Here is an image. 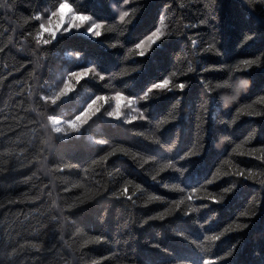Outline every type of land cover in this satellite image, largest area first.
Returning <instances> with one entry per match:
<instances>
[{
    "label": "trees",
    "instance_id": "obj_1",
    "mask_svg": "<svg viewBox=\"0 0 264 264\" xmlns=\"http://www.w3.org/2000/svg\"><path fill=\"white\" fill-rule=\"evenodd\" d=\"M60 2L0 0V264H191L196 257L264 264V0H66L77 16L91 17L82 33L37 44L41 20ZM93 21L99 37L83 34ZM156 29L165 35L151 43ZM84 67L105 79L89 73L52 104L68 71ZM241 76L251 87L222 108L225 90L216 84ZM165 79L172 92L153 88L143 99ZM116 92L134 101H120L119 121L106 120L109 106L77 135L52 131L50 116L66 129L96 95L110 104ZM249 105L253 114L240 111ZM156 124L174 142L168 155L177 167L187 165L180 157L188 151L200 164L182 175L161 171L166 161L150 155L164 151ZM238 168L251 174L247 180L234 175ZM189 174L200 183L186 187ZM233 181L225 201L212 203ZM181 199L177 211L170 201ZM225 229L219 241L204 239Z\"/></svg>",
    "mask_w": 264,
    "mask_h": 264
},
{
    "label": "snow or ice",
    "instance_id": "obj_2",
    "mask_svg": "<svg viewBox=\"0 0 264 264\" xmlns=\"http://www.w3.org/2000/svg\"><path fill=\"white\" fill-rule=\"evenodd\" d=\"M3 5H0V7H2ZM69 8V4L66 2V0H61V2L59 3V6L57 8H55V10L52 11L51 15L52 17H54L57 21V24L60 22L61 17L63 15V10ZM71 11V9H70ZM127 15V12H123L121 15V19H123L124 16ZM37 19H39V17H36ZM91 17L90 16H77L75 11H71V15H69L68 17V25L69 28L71 27H75V28H80L81 25L80 23H78L77 21L79 20H90ZM161 24H163V19L161 18ZM49 26H53L52 25V21H49L48 25L45 24H41L40 25V34L37 36V44H44V45H49L51 44L54 40H56V32L55 31H50L49 32V38L48 39H43V32L47 31ZM101 25L96 23L95 21L92 22L91 27H89L87 29L88 33H90V35L92 37H99L101 35ZM165 35V33H163L161 31V29H156L155 32L152 33L151 36L148 37L149 41H154L156 39H159L160 36ZM196 42L193 41V44H195ZM211 47V46H210ZM135 48L139 50V56L143 57L145 55V51H144V45L143 42L138 43L135 45ZM219 54V53H217ZM69 56H72L73 53L69 52L68 53ZM77 58H80L79 53L76 54ZM244 65H248V66H252L253 64L258 63V61L255 60H251V59H246L243 60L241 62ZM188 72H192L193 68L191 67V65L188 67L187 69ZM89 73H95L96 76L99 78V80L103 81L105 79L104 75H101L99 71H97L96 67H84L82 68L80 71H72L69 70L68 71V75H67V79H65L63 81V87L60 88L59 92L56 94V96L52 99V104H55L57 102V100H59L61 97H65L68 95L69 90L71 89V85L72 82L75 83H79L82 77L87 76ZM173 76L176 75L175 72L172 73ZM169 85V80L165 79L163 81V83H155L152 85L151 88H148L147 92L144 93L143 95V99H148V94L152 92L153 88L155 89H166L168 92H172L174 89L171 87H168ZM207 87V85H206ZM216 88L220 87V84H216L215 86ZM185 88V84L184 83H177L175 84V89H178L180 91H183ZM131 95V94H130ZM139 98V97H138ZM105 99H108L107 97L103 96V95H96L95 99H92L90 103L87 104V107H85L83 109V111L81 112V114L76 115L74 119H69L67 121V128H63L61 127V123L62 121L56 119L54 116H50L49 120L51 121L52 125L54 126L52 131H54L55 133L59 134V133H64L65 136L68 135V132H72V133H78L80 132V128L81 125L83 123L87 122V119L90 118L91 115H94L95 113L99 112L100 107L102 106L101 103L104 101ZM111 100L115 101V106L112 107L111 111H106L107 116L113 120H117L119 121L121 119V104L120 101L121 100H126L127 103L129 105L133 104V100L129 99L128 96H123L121 95L120 92H116V94L114 96L111 97ZM179 103V101H177V104ZM143 107L147 108L149 107L148 105H143ZM204 107H207V104L204 105ZM250 105L242 108L240 111L243 112L244 114L247 115H251L253 114L251 111H249L250 109ZM255 115L259 116L260 113L256 112ZM140 120L141 121H145L148 120V124L149 127L152 126L153 121L151 119H149L144 112L140 113ZM234 123V121H233ZM156 131L160 133L162 140L161 141H157V145L159 149H163V152H154L151 153L150 155L154 156L155 159L153 160V163L156 162V160H163L166 161L165 163H163L161 171H166V170H172V171H176L179 172L181 175L187 171V167L188 166H197L200 164V161L198 159H193V157H196L199 155V153H195L192 151H188L185 156L180 157L181 159H186L187 160V165L186 166H180L177 167L176 166V162H177V157L176 156H172V155H168V153L172 152V147L169 146L170 143L174 144V142H169L167 140H164V133L161 131L159 124H156ZM140 135H142V133H140ZM98 144L100 145H107L110 142L104 139L98 140L97 141ZM240 145H237V148H239ZM116 153L113 152L112 155H115ZM240 155H244V153H240ZM217 172H219V169H217ZM225 175H228V173H225ZM234 175L243 177L245 180H247L249 178V176L251 175L250 173L248 175H245V172L243 171V169H237V172L234 173ZM174 179H179V177H175ZM152 180L153 181H157V182H161L163 183V181H158L157 176H152ZM216 182V176L214 175L213 178L211 179H207L206 180V185H212ZM183 183L185 184L186 187H193L196 184L200 183V177L198 175H192L189 174V176L185 177ZM206 185L204 187H206ZM164 187H167V184H164ZM237 187V182L233 181L231 183V186L229 187H223L222 189V193L220 195H212L210 197L212 203L214 204H222L225 199L227 198V196L229 194H231L233 192V190ZM181 195H183L185 188L184 187H180L176 189ZM195 191H200L199 188H195ZM126 191V190H125ZM129 199H131V197H129ZM150 200H154V201H161L162 197L159 195H152L149 197ZM185 199H191V196L185 197ZM183 199L181 200H172L170 201L171 204L175 205L177 207V211H180L179 209V204L183 203ZM165 203H169L168 201H165ZM204 207H207V205H204ZM156 218H162V217H148V220L151 219H156ZM148 220H145L144 222L147 223ZM244 228H248L249 225L247 223H245L243 225ZM227 231V229H225L224 232H220L219 235H210V236H206L204 237V239L206 240H210V241H219L221 240V237L225 235V232ZM264 234V233H262ZM184 239H188L187 236L184 237ZM153 247H159L158 245H153ZM202 251H204L205 253H208L210 250L203 248L202 245H200ZM163 250V249H161ZM232 253H229V256H231ZM191 264H215V262L211 259H205L203 257H196L194 259H191Z\"/></svg>",
    "mask_w": 264,
    "mask_h": 264
},
{
    "label": "rangeland",
    "instance_id": "obj_3",
    "mask_svg": "<svg viewBox=\"0 0 264 264\" xmlns=\"http://www.w3.org/2000/svg\"><path fill=\"white\" fill-rule=\"evenodd\" d=\"M69 15H71V12H70V10L68 8H66V9L63 10V15H62L61 20H60V22L58 24H57V21H56V19L54 17H47L46 19L41 20L42 23L45 24V25H48L49 21L51 20L52 21V25H54V27L53 26H49L48 30L43 32V35L45 37L48 36L50 31H55L56 32V37L59 35V32H62L63 34H71V33H73L72 31H76L78 33H82L81 29L83 28V25H84L85 21L84 20L77 21L81 25L80 28H75V27L69 28V25H68V22H67ZM83 34H85V36H90V33H88V32L87 33H83ZM154 42H155V40L151 41V43H154ZM66 98H67V96H65L63 98V100L66 99ZM99 103H101V105H102L100 107V109H107L109 106H111V108H108L109 111H111L112 107L115 106V101H114V103L110 102V104L106 100H104L102 102H99ZM99 111H102V110H99ZM99 114L100 113L97 112L94 115H91L90 118L91 117H95V116H97ZM106 120L113 121V119L109 118L108 116L106 117ZM87 121H88V119H87ZM86 123H83L81 125L80 131L83 130V128L85 127ZM79 133L80 132L75 133V135H77ZM69 135H73V133L69 131L67 136H69Z\"/></svg>",
    "mask_w": 264,
    "mask_h": 264
},
{
    "label": "clouds",
    "instance_id": "obj_4",
    "mask_svg": "<svg viewBox=\"0 0 264 264\" xmlns=\"http://www.w3.org/2000/svg\"><path fill=\"white\" fill-rule=\"evenodd\" d=\"M250 87L251 80L244 76L236 79H225L223 83H220V87L217 88L225 90L221 91L218 97L221 107L227 109L236 103Z\"/></svg>",
    "mask_w": 264,
    "mask_h": 264
},
{
    "label": "bare ground",
    "instance_id": "obj_5",
    "mask_svg": "<svg viewBox=\"0 0 264 264\" xmlns=\"http://www.w3.org/2000/svg\"><path fill=\"white\" fill-rule=\"evenodd\" d=\"M78 112V111H77Z\"/></svg>",
    "mask_w": 264,
    "mask_h": 264
}]
</instances>
